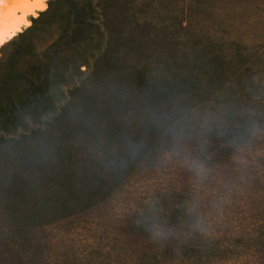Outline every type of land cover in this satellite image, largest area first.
I'll return each instance as SVG.
<instances>
[{
  "label": "trees",
  "instance_id": "trees-1",
  "mask_svg": "<svg viewBox=\"0 0 264 264\" xmlns=\"http://www.w3.org/2000/svg\"><path fill=\"white\" fill-rule=\"evenodd\" d=\"M261 14L252 0H47L29 16L0 46V264H68L44 229L160 154L212 167L264 141ZM261 181L208 214L163 184L120 215L123 243L76 264H264Z\"/></svg>",
  "mask_w": 264,
  "mask_h": 264
},
{
  "label": "rangeland",
  "instance_id": "rangeland-1",
  "mask_svg": "<svg viewBox=\"0 0 264 264\" xmlns=\"http://www.w3.org/2000/svg\"><path fill=\"white\" fill-rule=\"evenodd\" d=\"M252 1L264 10V0ZM260 17L262 20L256 33L264 31V14ZM193 20L194 18L191 21ZM205 20L207 30H213L210 28L209 18L208 21ZM230 20L224 21L225 24ZM238 20L240 19H236V22ZM256 29L257 24H254L253 30ZM261 138L257 134L254 141L240 152L234 163L226 162L220 166L203 167L194 163L183 149L160 154L150 168H142L136 172L121 190L99 209L46 227L44 233L50 241V259L61 258L68 264H76L87 254L97 252L100 256L105 248L112 251L124 242L118 232L120 215L126 209L137 207V202H149L153 191L161 188L163 184L174 183L187 187L192 201L204 204V214H208L206 209H211L214 203L224 198L227 193L250 186L255 188L261 180V173V182H264V141ZM194 165L202 166L201 175L196 174Z\"/></svg>",
  "mask_w": 264,
  "mask_h": 264
},
{
  "label": "snow or ice",
  "instance_id": "snow-or-ice-1",
  "mask_svg": "<svg viewBox=\"0 0 264 264\" xmlns=\"http://www.w3.org/2000/svg\"><path fill=\"white\" fill-rule=\"evenodd\" d=\"M5 5H14L21 9L19 13L15 8L9 9L7 16H14V21L6 19ZM29 5L34 7H28ZM46 8L47 0H0V46L31 26L29 16L36 18Z\"/></svg>",
  "mask_w": 264,
  "mask_h": 264
},
{
  "label": "bare ground",
  "instance_id": "bare-ground-1",
  "mask_svg": "<svg viewBox=\"0 0 264 264\" xmlns=\"http://www.w3.org/2000/svg\"><path fill=\"white\" fill-rule=\"evenodd\" d=\"M28 7H34V5H29ZM12 8H15L17 13H19L21 9L14 5H5L6 19H11L12 21H14L15 20L14 16L12 17L7 16L9 9H12Z\"/></svg>",
  "mask_w": 264,
  "mask_h": 264
},
{
  "label": "clouds",
  "instance_id": "clouds-1",
  "mask_svg": "<svg viewBox=\"0 0 264 264\" xmlns=\"http://www.w3.org/2000/svg\"><path fill=\"white\" fill-rule=\"evenodd\" d=\"M194 171L196 172L197 175H201L203 172V168L201 165H194Z\"/></svg>",
  "mask_w": 264,
  "mask_h": 264
}]
</instances>
